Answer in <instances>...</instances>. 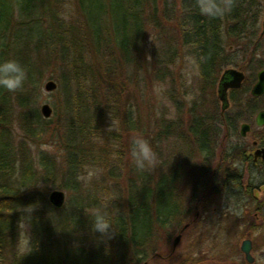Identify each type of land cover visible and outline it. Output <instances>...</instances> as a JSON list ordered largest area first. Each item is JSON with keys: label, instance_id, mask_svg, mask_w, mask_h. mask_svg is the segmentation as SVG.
Segmentation results:
<instances>
[{"label": "rangeland", "instance_id": "obj_1", "mask_svg": "<svg viewBox=\"0 0 264 264\" xmlns=\"http://www.w3.org/2000/svg\"><path fill=\"white\" fill-rule=\"evenodd\" d=\"M102 1L108 8L111 0ZM49 4L50 11L42 17V26L47 34L53 29L59 34L49 36L44 43L49 56L41 74L37 75L34 91L38 110L46 102L52 107V114L44 117L46 134L37 140L26 136V145L36 163L45 157L65 170L61 185L38 183V186L44 187L46 196L54 188L65 192L63 211L73 218L67 221V227L74 229V243L85 248L97 247L105 256L110 252L112 257L117 247L115 231L112 230L110 238L102 236L92 230L91 219L97 208L106 211L110 218L124 215L127 210L128 184L133 177L132 169H136L130 155L131 138L142 134L148 139L163 127H169L170 137L155 140L158 143L153 146L159 157L157 166L165 159L167 150L172 156L181 151L189 155L192 147L188 146L187 128L191 112L200 108L212 113L210 125L216 140L214 161L212 155L198 156L196 193H191L188 187L186 191L192 203L188 217L174 232L161 231L155 256L139 264H245L240 245L247 236L253 241L252 255L256 263H264V200H259L260 209L255 208L254 201L245 206L240 198L242 192L237 195L231 190L224 191L219 180L225 156L218 168L215 163L218 159L221 161L225 148L249 145L252 138L262 139L264 133L252 123L257 111H247L244 104L245 90L250 92L256 72L264 66V0H258L259 17L245 27L244 36L230 34V20L220 25L222 56L227 62L219 75L227 67L240 66L245 59L251 61L249 67H242L247 78L242 90L234 93V99L226 100L224 109L217 92V77L209 91H202L204 78L195 58L194 44L191 40L185 42L183 37L186 29L193 28L190 22L198 0L143 3L141 33L137 34L140 51H135L131 59L121 55L112 36L113 23L108 15H102V8L97 7L95 11L102 15V21L98 19L97 23L104 27L100 31L104 36L97 41L79 0H49ZM199 17L208 16L201 13ZM255 39L260 45L250 52ZM49 79L57 84L51 91L44 89ZM70 100L76 103L72 112L67 103ZM259 105H264V99ZM221 117L232 119L237 134L227 129ZM79 120L85 121L82 135L75 129ZM245 122L252 123L251 131L246 138L238 137L240 125ZM14 123L19 128L16 119ZM66 125H73L75 138L68 135ZM18 133L22 137V132ZM71 153L77 162L74 174L79 181L77 190L64 184L70 175L67 166ZM191 164H195L194 159ZM210 167L214 168L213 175L209 174ZM257 195L261 197L262 192ZM78 196L81 204L73 208ZM26 210L21 207L19 217ZM20 219L17 242L21 253L30 248V230L23 218ZM181 229L180 241L173 249V239ZM1 261L0 257V264Z\"/></svg>", "mask_w": 264, "mask_h": 264}, {"label": "trees", "instance_id": "obj_2", "mask_svg": "<svg viewBox=\"0 0 264 264\" xmlns=\"http://www.w3.org/2000/svg\"><path fill=\"white\" fill-rule=\"evenodd\" d=\"M79 1L97 41L104 36L103 33L100 34L104 27L97 21L102 15H108L110 23H113L112 36L121 55L131 59L136 54L135 51L139 53L137 42L141 33L140 13L143 3L149 0H111L108 8L102 0ZM50 7L49 0H0V59L15 58L28 70V78L21 90L11 92L0 89L1 264H139L155 256L159 245H156V241L160 239L161 231L174 232L180 222L188 217L192 203L186 191L188 187L191 193H196L194 184L199 178L196 160L198 156L205 155L207 158L212 155V162L214 161L213 146L216 140L210 125L212 113L200 108H194L191 112L187 128L190 137L188 146L192 147L189 155L181 151L172 156L167 150L165 159H162L159 166H155V172L154 168L146 171L132 169L133 177L129 180L125 204L127 210L124 215L111 218L114 224L112 230L117 239L116 251L112 252L113 258L110 252L105 256L97 247L85 248L74 243V229L67 227V221H72L73 218L63 211L64 205L55 208L49 202L44 187L38 186V183L45 186L61 185L65 170L59 168L54 160L45 157H41L36 163L26 145V136L37 140L47 130L46 119L38 110L34 90L37 75L41 74L49 56L44 43H47L49 36L57 34L55 29L47 34L42 26V17L49 13ZM97 7L102 8V15L96 14ZM258 9V0H232L230 10L223 16L204 18L199 17L201 12L196 5V13L190 22L193 28L186 29L183 37L185 42L191 40L194 44L195 58L204 78L203 92L211 89L222 66L227 62L222 56L220 25L226 19L230 20V34L244 36L245 27L251 26L258 19ZM259 45L255 39L250 52L258 49ZM250 62L245 59L240 66L246 69ZM248 81L250 79L246 82ZM242 87L231 90L230 99H234V93L242 90ZM245 93L247 98L244 104H247V111L255 112L264 108V105H259L263 102L264 95L255 98L250 96L248 90ZM67 103L70 111H74L75 101ZM15 119L19 128L15 126ZM221 120L228 126L227 129L235 128L231 118L221 117ZM77 126L75 129L82 135L85 121L79 120ZM66 128L68 135L74 134L73 125H66ZM18 131L22 132V137ZM171 132L169 127H163L159 133L149 136L148 140L152 146H156L158 142L155 140L168 139ZM71 154V161L67 166L70 175L65 177L64 184L66 188L77 190L79 181L74 176L77 162H74V155ZM193 159L195 164H191ZM218 162L219 159L215 161L217 168ZM209 170V174L213 175L214 168L210 167ZM81 201L80 196L76 197L73 208L80 205ZM21 207L27 210L19 217ZM20 218H23L30 230V248L21 253L17 242Z\"/></svg>", "mask_w": 264, "mask_h": 264}, {"label": "clouds", "instance_id": "obj_3", "mask_svg": "<svg viewBox=\"0 0 264 264\" xmlns=\"http://www.w3.org/2000/svg\"><path fill=\"white\" fill-rule=\"evenodd\" d=\"M231 5L232 0H198L200 12L208 17L223 16L226 11L230 10ZM27 78L28 70L19 60L15 58L0 59V89H7L11 92L21 90ZM129 147L132 163L137 170H150L158 164V153L142 134L134 135ZM91 222L94 232L111 237L114 224L106 211L101 208L95 209Z\"/></svg>", "mask_w": 264, "mask_h": 264}, {"label": "flooded vegetation", "instance_id": "obj_4", "mask_svg": "<svg viewBox=\"0 0 264 264\" xmlns=\"http://www.w3.org/2000/svg\"><path fill=\"white\" fill-rule=\"evenodd\" d=\"M237 68L242 70V68L239 66H237ZM222 75L223 74L221 73L220 76L218 77L217 85H219L221 82H224L230 79L229 75L226 74L224 75L223 78H222ZM245 75H244V78H245ZM255 79H256V74H255ZM232 89L233 88H228L226 90V93H228ZM263 95L264 94L257 96V97H261ZM261 109H264V108H261ZM257 112L255 113L252 123L255 126L256 130L260 129V131H264V125L259 126L255 122V117H256ZM252 123H250L251 124L250 125L247 122V124L249 125V129L245 133V135L240 134V129H241V125H240L238 137L246 138L249 134V131H251ZM231 133L237 134L236 128L232 129ZM258 147H264V133H262V139H260L257 136L252 138L249 145L241 144L237 148H232V147L230 149L229 147L227 149L225 148V154L221 155V161H219L218 164H220L223 161L224 156H225V165L222 171V176L220 178L221 180H219L220 181L219 184L221 185L222 183L224 185V191L227 192V190H231L235 192V194L237 195L239 192H242V197L240 198L243 199L245 206H248L250 202L254 201L255 208L260 209V207H258L259 200L260 199L264 200V161L261 160V158H257L256 160H254L253 150ZM259 192H262L261 197L257 195ZM236 200H238V198ZM189 212H190V208H189L188 213ZM262 225L264 226V219L262 220ZM178 233H181L182 235V229ZM246 238L251 240L252 247H253L252 239L249 236H247ZM162 258L164 259V256H162ZM245 262H246L245 264L259 263V262L256 263V259L250 263H248L246 260Z\"/></svg>", "mask_w": 264, "mask_h": 264}, {"label": "water", "instance_id": "obj_5", "mask_svg": "<svg viewBox=\"0 0 264 264\" xmlns=\"http://www.w3.org/2000/svg\"><path fill=\"white\" fill-rule=\"evenodd\" d=\"M263 29L262 32H264V19H263ZM229 75L230 79L226 80L224 82H221L218 87V93L219 98L223 102V108L226 107V90L228 88H238L241 86L242 80H243V73L240 70H237L235 68H228L224 71V74L222 75V78L224 75ZM57 84L55 81L49 79L45 81L44 83V89L47 91L54 90L56 88ZM250 93L252 96L257 97L262 94H264V68H261L257 71L256 74V81L251 87ZM40 113L43 117H50L52 114V107L44 102L39 107ZM255 122L257 125L262 126L264 125V109H261L257 112L255 117ZM249 125L247 123L241 124L240 134L245 135V133L248 131ZM254 160L257 158H261V160L264 161V147H258L253 150ZM48 200L49 202L55 207V208H61L65 202V192L62 189L54 188L52 189L48 194ZM187 224L183 226L185 228ZM181 233H178L172 243V247L175 248L178 242L180 241ZM240 249L244 254L245 260L250 263L253 262L254 256L251 253L252 249V243L251 240L248 238H245L242 240ZM257 264H264V263H257Z\"/></svg>", "mask_w": 264, "mask_h": 264}]
</instances>
